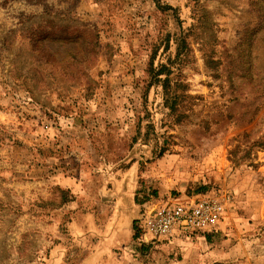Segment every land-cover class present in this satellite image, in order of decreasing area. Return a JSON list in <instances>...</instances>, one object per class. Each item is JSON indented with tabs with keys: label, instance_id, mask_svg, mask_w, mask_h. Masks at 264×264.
<instances>
[{
	"label": "rangeland",
	"instance_id": "rangeland-1",
	"mask_svg": "<svg viewBox=\"0 0 264 264\" xmlns=\"http://www.w3.org/2000/svg\"><path fill=\"white\" fill-rule=\"evenodd\" d=\"M201 189L232 197L219 234L137 242L147 202ZM90 215L106 239L80 243ZM96 245L100 264H264V0H0V264Z\"/></svg>",
	"mask_w": 264,
	"mask_h": 264
},
{
	"label": "built area",
	"instance_id": "built-area-1",
	"mask_svg": "<svg viewBox=\"0 0 264 264\" xmlns=\"http://www.w3.org/2000/svg\"><path fill=\"white\" fill-rule=\"evenodd\" d=\"M231 204L229 193L151 200L137 219L140 241L162 243L212 233L226 220Z\"/></svg>",
	"mask_w": 264,
	"mask_h": 264
},
{
	"label": "crops",
	"instance_id": "crops-1",
	"mask_svg": "<svg viewBox=\"0 0 264 264\" xmlns=\"http://www.w3.org/2000/svg\"><path fill=\"white\" fill-rule=\"evenodd\" d=\"M104 219H107L106 216L104 217ZM98 220L92 215H90V217L83 216V217H77L76 219L72 218V220L70 221L72 222L70 225L71 226L70 232L72 233V236L76 238V240L80 241V243H82V239H85V242L89 244H91L93 241L97 239L99 240L101 238H105V236L107 235L105 231L106 227L104 228L99 227ZM130 237H133V235ZM101 248H103V245H99V246L96 245L94 246V248H92L91 259H90L91 264H100L102 260ZM233 253L234 252L231 251L230 255L228 256L229 257L228 264H232L231 261L234 259ZM246 256L252 257V254H249L247 252ZM260 258H264V257H260ZM230 259L232 260L230 261ZM239 264H252V263L241 262Z\"/></svg>",
	"mask_w": 264,
	"mask_h": 264
},
{
	"label": "trees",
	"instance_id": "trees-1",
	"mask_svg": "<svg viewBox=\"0 0 264 264\" xmlns=\"http://www.w3.org/2000/svg\"><path fill=\"white\" fill-rule=\"evenodd\" d=\"M157 2V7L161 10V11H164V12H168V11H173V9L171 8V7H162L160 4H159V2L158 1H156ZM153 66H154V63L152 62V64H151V68H152V70H153ZM166 70L167 68L165 67V66H162V70ZM166 71H168L167 72V74L165 75L164 73L166 72ZM164 73L161 71V72H159V74L158 75H152V82H151V84H150V87H152V86H154V85H159V84H161L162 83V85H163V89L167 92L168 91V89H169V86H170V83H171V81H170V75H171V72L169 71V70H166ZM163 76H165V79H161ZM177 105V103L176 102H174V103H172L171 104V106H170V109H175V106ZM208 193H214V191H211V190H206V189H201V190H198V191H196V192H194V193H190V194H188V195H183V196H199V195H205V194H208ZM183 196H174V195H171V196H169V197H183ZM168 197V198H169ZM168 198H163V199H158V198H153V200H166V199H168ZM151 201V200H150ZM149 201V202H150ZM148 203V202H147ZM146 203V204H147ZM145 204V205H146ZM143 208V207H142ZM142 210V209H141ZM141 212V211H140ZM139 215H140V213H139ZM139 217V216H138ZM225 222V221H224ZM224 222L219 226V228H218V230H216V231H214V232H212V233H203V234H200V235H197V236H193V237H190V238H188V239H192V238H204L205 240L207 239L208 241L210 240V238H212L213 236H215V235H217V234H219L221 231H222V226H223V224H224ZM136 224H135V229H136V235H135V239L137 240V242L139 243V244H143V245H146L145 243H143V242H141L140 241V233L138 232V227H137V220H136V222H135ZM168 242H171V241H167V243ZM162 243H166V242H162ZM155 243H150V244H147V245H154Z\"/></svg>",
	"mask_w": 264,
	"mask_h": 264
}]
</instances>
